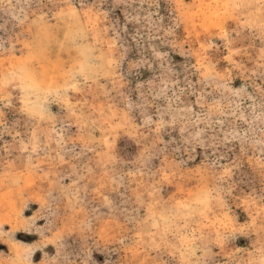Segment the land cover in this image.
I'll use <instances>...</instances> for the list:
<instances>
[{
    "label": "rangeland",
    "instance_id": "obj_1",
    "mask_svg": "<svg viewBox=\"0 0 264 264\" xmlns=\"http://www.w3.org/2000/svg\"><path fill=\"white\" fill-rule=\"evenodd\" d=\"M0 264H264V0H0Z\"/></svg>",
    "mask_w": 264,
    "mask_h": 264
}]
</instances>
